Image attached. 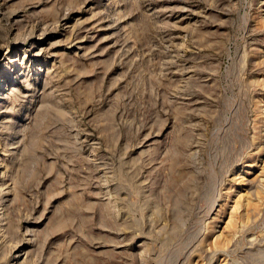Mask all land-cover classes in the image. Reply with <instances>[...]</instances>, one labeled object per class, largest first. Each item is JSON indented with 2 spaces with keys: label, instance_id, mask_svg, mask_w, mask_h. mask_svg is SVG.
I'll return each instance as SVG.
<instances>
[{
  "label": "rangeland",
  "instance_id": "374dc122",
  "mask_svg": "<svg viewBox=\"0 0 264 264\" xmlns=\"http://www.w3.org/2000/svg\"><path fill=\"white\" fill-rule=\"evenodd\" d=\"M0 264H264V0H0Z\"/></svg>",
  "mask_w": 264,
  "mask_h": 264
}]
</instances>
